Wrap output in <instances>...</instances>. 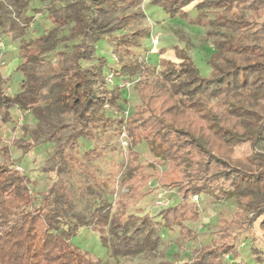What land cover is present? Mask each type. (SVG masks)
I'll return each mask as SVG.
<instances>
[{"label":"trees","instance_id":"1","mask_svg":"<svg viewBox=\"0 0 264 264\" xmlns=\"http://www.w3.org/2000/svg\"><path fill=\"white\" fill-rule=\"evenodd\" d=\"M51 1L54 26L20 44L22 62L16 71L23 80L16 91H6L11 76L4 78L0 70V128L13 119L11 108L31 111L37 123L22 129L30 136L31 147L56 143L44 168L55 171L56 179L34 194L32 178L10 161L9 147L0 136V154L7 159L0 162V264H106L73 242L84 227L99 233L115 259L154 252L162 240L157 223L148 214L128 210L130 203L150 193L147 185L154 177L179 196L178 203L159 212L164 228L198 221L201 209L192 197L210 194L236 199L240 207L232 227L244 228L242 216L249 223L262 217L264 230V43H256L264 40V23L263 38H252V19L264 18V0H149L171 19L208 26L215 45L208 76L200 73L186 48H175L179 64L160 60L158 72L138 59L124 57L118 69H111L108 60L97 54V44L106 35L145 17L142 0H66L62 7ZM15 2L19 3L17 17L28 26L33 20L25 14L30 0ZM193 3L196 17L191 18L185 8ZM0 25L5 24L0 20ZM11 27L19 29L15 22ZM65 28L69 38L80 40L57 49ZM149 36V30L139 28L113 39L129 56L131 48ZM50 52L55 62L48 57ZM109 71L122 83L111 86L114 77H108ZM135 77L140 104L127 117L108 115V109L123 113V84ZM109 126L120 132L125 127L132 145L145 140L155 156L168 164L154 175L130 161L118 180L128 192L119 198L117 208L111 198L115 188L109 184L115 179L98 180L84 162L100 152L86 149L80 158L75 147L80 138H87L90 128L105 131ZM243 142L252 149L245 159H232L219 147ZM82 184L94 188L85 191ZM219 222L217 239L196 250L194 264H252L242 258L225 218ZM225 255L231 257L228 262ZM256 262L264 263V257L257 255Z\"/></svg>","mask_w":264,"mask_h":264},{"label":"rangeland","instance_id":"2","mask_svg":"<svg viewBox=\"0 0 264 264\" xmlns=\"http://www.w3.org/2000/svg\"><path fill=\"white\" fill-rule=\"evenodd\" d=\"M53 2L54 5L62 7L66 0H53ZM51 3V0L45 2L30 0L29 8L25 14L31 15L33 20L27 26L22 17H17L18 2H15V0H0V20L5 24L4 27L0 25V70L4 78L11 76L6 84V91L8 92L16 91L23 80V74L16 71L17 66L22 62L19 54L21 42L38 38L54 26L49 13ZM141 8L146 14L145 17L123 28L114 30L106 35L107 39L105 41L101 40L97 44V54L108 60V66L111 69H118L120 59L124 57V60L138 59L148 66L155 67L158 72L162 69L160 60H171L176 64L180 63V59L175 55V48L179 47L188 49L202 75L208 76L211 73L212 68L208 61L215 51V45L214 38L207 34L208 26L194 25L180 17L171 19L160 7L151 5L149 0H142ZM185 10L188 11L191 18L196 17L194 3L187 6ZM252 20V29L255 31L252 38L254 40L263 38L261 27L264 18H253ZM13 22L17 24L19 29L13 30L11 27ZM139 28L149 30L150 36L140 39V45L133 46L131 54L127 56L124 49L118 47L117 41L113 38L131 33ZM20 31L22 32L21 35L15 37L16 33L19 32L20 34ZM61 36L62 40L57 49L67 48L72 43L80 40V37L76 39L69 38L68 28L63 29ZM156 40L158 43L155 46L154 41ZM256 43H264V40L260 39ZM48 57L54 62L56 61L54 53L50 52ZM109 74V78L114 77L111 71H109ZM113 80V83H110L111 86L122 83L121 79L116 76ZM136 80L135 77L129 83L123 84L121 100L123 113L108 109V115L127 117L133 112L134 107L140 104V98L134 88ZM10 112L13 119L2 123L0 136L3 139V144L9 147L10 161L11 159L16 161V168L32 178L31 190L34 194H39L56 179L55 171H44V168L49 166V158L56 149V143L48 142L31 147L30 136L24 133L22 127L24 125L35 126L37 119L31 111H22L16 107L11 108ZM1 116L0 113V119ZM67 121L72 123L70 118ZM79 141L80 143L75 147L80 151V158H83V152L86 149L94 148L100 152L99 157L84 161L88 165V171L94 173L98 180L107 177L111 181L115 179V183H109L111 187L115 188V194L111 197L115 208L119 206V198L121 199L128 192V187L118 183V180L121 170L128 166L130 161L142 164L145 171L154 173V175L161 174L168 167L167 163L162 162L155 156L145 140H142L138 145H132L125 127L121 132L114 129V126H109L105 131L99 128H90L87 138H80ZM219 147L223 154H227L232 159H245L252 151L249 142L234 146L221 144ZM23 150L26 152H23ZM6 160L0 154V162ZM88 185L84 184L83 189L90 192L94 187L91 188ZM147 188L151 189L150 193L143 199L133 201V204L130 203L128 210L130 213L137 212L141 216L148 214L157 223L158 233L162 239L157 250L152 253H142L135 258L115 259L102 245L99 233L85 227L78 231V234L73 238V242L81 249L88 251L92 256L101 258L106 264H194L196 250L217 239L222 226L219 218L222 217L225 218V223L229 224L235 234L242 258L245 261L258 264L256 262L257 255L264 257V230L260 225L262 217L249 223L246 217L242 216L239 221L244 220L242 221L244 228L232 227L231 221L237 217L236 213L240 207L236 199L215 198L210 194H195L199 195L198 200H194L195 195H193L192 200L201 209V218L198 221L185 220L183 226H175L170 229L164 228L159 223L161 220L159 212L163 208L161 206L167 207L178 203L177 190L159 185L157 177L149 180ZM160 192L163 193L164 205L156 203ZM137 209H142V211H137ZM229 258L231 257L225 255V262H228Z\"/></svg>","mask_w":264,"mask_h":264},{"label":"built area","instance_id":"3","mask_svg":"<svg viewBox=\"0 0 264 264\" xmlns=\"http://www.w3.org/2000/svg\"><path fill=\"white\" fill-rule=\"evenodd\" d=\"M157 43H158L157 40L154 41V45H155V46L157 45ZM162 196H163V193L160 192L159 195H158V198H157V200H156V203H157L158 205H159V204L164 205V204H163V198H162ZM198 197H199V195H195V196H194V200L197 201V200H198ZM161 207L164 208V207H166V206H161Z\"/></svg>","mask_w":264,"mask_h":264}]
</instances>
